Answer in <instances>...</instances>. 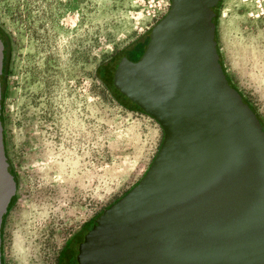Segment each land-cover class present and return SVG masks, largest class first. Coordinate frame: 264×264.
<instances>
[{
	"label": "rangeland",
	"instance_id": "obj_1",
	"mask_svg": "<svg viewBox=\"0 0 264 264\" xmlns=\"http://www.w3.org/2000/svg\"><path fill=\"white\" fill-rule=\"evenodd\" d=\"M157 3L0 0L4 144L16 184L2 223V264H57L66 239L136 184L152 160L158 123L120 106L94 69L136 39L142 54L143 35L162 17ZM260 4L219 0L213 24L226 74L264 123Z\"/></svg>",
	"mask_w": 264,
	"mask_h": 264
},
{
	"label": "water",
	"instance_id": "obj_2",
	"mask_svg": "<svg viewBox=\"0 0 264 264\" xmlns=\"http://www.w3.org/2000/svg\"><path fill=\"white\" fill-rule=\"evenodd\" d=\"M217 2L169 0L139 58L113 71L116 90L162 135L141 178L85 237L102 264H264V131L218 61ZM4 41L0 29V240L16 187L1 114Z\"/></svg>",
	"mask_w": 264,
	"mask_h": 264
},
{
	"label": "flooded vegetation",
	"instance_id": "obj_3",
	"mask_svg": "<svg viewBox=\"0 0 264 264\" xmlns=\"http://www.w3.org/2000/svg\"><path fill=\"white\" fill-rule=\"evenodd\" d=\"M148 33L149 31L143 37L145 35L148 36ZM137 41L138 39L115 51L105 58L100 65L101 80L110 88L115 97L126 106L132 104V102L120 94L113 86L112 74L121 58L132 62L139 58L141 52L137 49ZM100 213L101 211L81 223L66 239L58 253V264H102L104 262V258L100 257L97 247L85 241V237L88 235L94 219Z\"/></svg>",
	"mask_w": 264,
	"mask_h": 264
},
{
	"label": "trees",
	"instance_id": "obj_4",
	"mask_svg": "<svg viewBox=\"0 0 264 264\" xmlns=\"http://www.w3.org/2000/svg\"><path fill=\"white\" fill-rule=\"evenodd\" d=\"M219 2H217L216 4V7L218 6ZM215 7V9H216ZM215 12V10H214ZM216 19V13H215V16L211 19L212 23H215ZM4 34V33H3ZM214 39H215V36H214ZM215 42H216V39H215ZM4 46H5V54H4V58H3V84H4V79H5V76H6V61H7V51H8V46H7V40L5 38V41H4ZM216 50H217V53H218V61L221 65V68H222V71L225 75V78L227 79V82L229 83L230 86H232L233 88H235V86L231 83L228 75L226 74L225 70H224V67L220 61V54H219V51H218V47H217V43H216ZM100 65L101 63H99L95 69H94V74H95V77L101 82V84L103 85L104 89L108 92V94L111 96V98L113 100H115L120 106H122L123 108L129 110V111H133V112H138V113H141V114H145L141 111L140 108H138L135 104H130V105H124L122 102H120L116 97L115 95L113 94V92L110 90V88L101 80L100 78ZM236 89V88H235ZM237 90V89H236ZM238 91V90H237ZM239 92V91H238ZM239 94L241 95L242 97V101L245 102L249 107L250 109L254 112L255 116L258 118V120L260 121L261 123V129L264 131V123L262 122V120L260 119V117L257 115L255 109L253 108L252 104L239 92ZM2 101H3V93H2ZM2 108V107H1ZM1 114H2V109H1ZM147 115V114H145ZM159 145V144H158ZM5 154H6V150H5ZM9 163V162H8ZM58 262V261H57ZM58 264V263H57Z\"/></svg>",
	"mask_w": 264,
	"mask_h": 264
},
{
	"label": "built area",
	"instance_id": "obj_5",
	"mask_svg": "<svg viewBox=\"0 0 264 264\" xmlns=\"http://www.w3.org/2000/svg\"><path fill=\"white\" fill-rule=\"evenodd\" d=\"M157 1H158L157 5L160 9L158 17H160L167 11V8L169 6V0H157ZM259 8L264 9V5L260 4Z\"/></svg>",
	"mask_w": 264,
	"mask_h": 264
}]
</instances>
